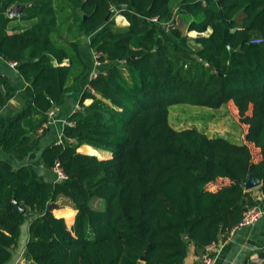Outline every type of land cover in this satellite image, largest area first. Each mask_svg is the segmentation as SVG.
Returning a JSON list of instances; mask_svg holds the SVG:
<instances>
[{"label":"trees","instance_id":"16d2710c","mask_svg":"<svg viewBox=\"0 0 264 264\" xmlns=\"http://www.w3.org/2000/svg\"><path fill=\"white\" fill-rule=\"evenodd\" d=\"M74 1L0 0L6 12L25 7L20 20L33 22L0 43L34 91L33 103L3 124L5 152L35 151V135L65 102L70 80L87 72L71 22ZM80 1L90 48L106 64L68 119L63 137L71 143L42 153L45 168L59 163L68 180L50 188L32 167L0 168V264L12 260L28 219L25 264H184L191 246L202 256L260 205L244 188L250 174L262 180L264 198V0H181L177 11L172 0ZM117 15L127 27L116 24ZM176 20L199 34L186 38L190 49L171 40L184 37ZM172 22L164 36L160 24ZM3 86L0 78V109L10 98ZM181 104H233L247 127L243 144L174 129L170 108ZM82 145L113 157L82 154ZM220 179L230 183L211 190ZM60 198L77 211L71 229L49 208ZM97 199L105 210L92 207ZM259 258L248 264H264V251Z\"/></svg>","mask_w":264,"mask_h":264},{"label":"crops","instance_id":"0c3cea01","mask_svg":"<svg viewBox=\"0 0 264 264\" xmlns=\"http://www.w3.org/2000/svg\"><path fill=\"white\" fill-rule=\"evenodd\" d=\"M80 4V0L74 1L71 22L77 23L79 27L80 35L77 41L79 43L80 57L86 63V74L77 80H70V90L66 94L65 102L63 105L51 111L53 112V116L51 117L49 124L39 129L35 135V151L19 155L15 150L5 152L0 147V168H4L6 170H17L25 166L32 167L39 173L41 179L47 183L50 188H53V185L58 182V180L53 169L45 168L42 159V153L54 145L71 143V141H67L63 137V131L67 126L70 125L68 121L69 117L76 110H78V107L80 109L81 97L89 87V83L92 79L91 76L94 71L92 57L93 51L90 48V40L92 35L84 33L81 15L79 14ZM4 5L0 7V43L5 36L14 33L15 30L20 31L32 25H30V23L21 21L20 16L12 18L9 17L8 12L6 13L5 11ZM7 18L13 20L6 24ZM115 19L116 24L120 27H127L129 24L123 16L117 15ZM191 33L198 34L197 32ZM210 34L211 30H208V32L203 36H209ZM81 39L86 40L85 45H83V43L81 44ZM63 65L68 66L69 62L65 61ZM0 78L4 80L7 97L10 96V98L5 102L4 106L0 109L1 139L4 122L15 113L21 111L26 104L33 103L34 91L31 85L27 83L20 74L18 65H14L12 62L6 61L1 53ZM91 103L92 100H86L84 104L88 106ZM78 152L86 155L96 156L100 160H109L113 157V154L109 151L97 150L88 145H82L78 149ZM229 183L230 181L227 179H220L211 186V190H216L221 185ZM251 191L253 193L259 194V188ZM260 206L264 209V198L261 196ZM51 208L53 214L56 217L64 218L68 227L69 225L71 228L73 227L77 211L67 199L60 198L55 203V206ZM31 221V219L26 220L22 226L18 245L14 248L12 260L8 264H25L27 262L24 258V253L29 240V226ZM24 230L28 232L27 235H25ZM262 251H264V216L258 223L251 227L230 231L228 234L222 235L218 243L214 244V247L212 248V256L214 258V264H248L251 261L257 262L259 260L258 262H260L259 254ZM184 264H202L201 254L196 252L194 246L190 247L189 254L185 259Z\"/></svg>","mask_w":264,"mask_h":264},{"label":"rangeland","instance_id":"374dc122","mask_svg":"<svg viewBox=\"0 0 264 264\" xmlns=\"http://www.w3.org/2000/svg\"><path fill=\"white\" fill-rule=\"evenodd\" d=\"M180 1L181 0H172L171 5L174 10H176V8L179 6ZM176 22L177 27L183 31L184 37L178 42L171 37L170 38L174 43L188 47L186 38H196L198 37V34L187 33L186 26L177 20ZM27 23H30V25L33 24L32 21ZM160 27L163 35L169 36L167 26L165 28L164 26L160 25ZM78 29L79 28L76 27V30ZM85 41V39H81V44L83 43V45H85ZM188 48L190 49V47ZM84 64L86 65L85 62ZM169 122L170 125L176 130L197 129L209 137L221 136L229 140L231 143L238 145L243 144V136L247 129L246 125L241 123L240 117L233 104H227L220 109H211L183 104L175 105L170 108ZM251 152L254 157V161H257L258 150L251 146ZM92 207L96 210L103 211L106 208V203L104 200L97 199L92 202ZM69 228H71L70 225ZM24 233L25 235L28 234L26 230H24Z\"/></svg>","mask_w":264,"mask_h":264},{"label":"built area","instance_id":"2783aa9c","mask_svg":"<svg viewBox=\"0 0 264 264\" xmlns=\"http://www.w3.org/2000/svg\"><path fill=\"white\" fill-rule=\"evenodd\" d=\"M148 20L154 24H158V21L156 18L148 19ZM160 25L164 26L165 28L167 26L168 31H170L171 28L173 27V23L160 24ZM254 42L255 43H263V40L262 39H256ZM92 57H93L94 71L92 73L91 78L93 79V78H96L98 76V74L100 73V68H102L106 64V62H102L100 60L101 55L97 52L93 51ZM14 65H17V63H14ZM87 90H90L93 92V90L90 88V86L87 88ZM78 110H79V107H78ZM52 116H53V112H50V114H49L50 119ZM53 170L57 176L58 181L63 182V181L68 180L67 175L64 173V171L61 168L59 163L56 164V166L54 167ZM257 195H258V198L260 200L261 195L260 194H257ZM263 216H264V209L260 205L253 206L244 212L242 220L240 221V223L238 225H236V227L232 231H235V230H238L241 228L251 227V226L255 225L256 223H258L263 218ZM213 247H214V244L208 246L205 249L204 254L201 256L202 264H214V258L212 256V248Z\"/></svg>","mask_w":264,"mask_h":264},{"label":"water","instance_id":"95a60500","mask_svg":"<svg viewBox=\"0 0 264 264\" xmlns=\"http://www.w3.org/2000/svg\"><path fill=\"white\" fill-rule=\"evenodd\" d=\"M24 10H25V7H23V6H19V5L14 6L8 11V16L11 17V18L12 17H16V16H21V15H23ZM229 50H230L231 54L234 53V50L231 47H229ZM215 74L219 75V72L215 71ZM3 90L5 91V93H6L5 95L7 96V92H6V87L5 86H3ZM261 186H262V180L259 177L255 176L253 174L249 175L246 183L244 184V188H245L246 191H251V190H254L256 188H260ZM14 203L17 206L19 205L16 200H14ZM53 206H55V203H50L49 204V208L50 209H52L51 207H53ZM21 211L23 213H25V210L21 209Z\"/></svg>","mask_w":264,"mask_h":264}]
</instances>
